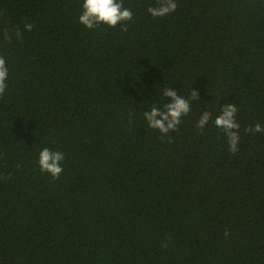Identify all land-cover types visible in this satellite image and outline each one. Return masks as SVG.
I'll return each mask as SVG.
<instances>
[{"label": "trees", "instance_id": "obj_1", "mask_svg": "<svg viewBox=\"0 0 264 264\" xmlns=\"http://www.w3.org/2000/svg\"><path fill=\"white\" fill-rule=\"evenodd\" d=\"M176 2L123 0L124 31L84 27L81 0H0V264H264V0ZM165 88L192 99L161 134L143 114ZM225 103L235 153L199 125Z\"/></svg>", "mask_w": 264, "mask_h": 264}, {"label": "clouds", "instance_id": "obj_2", "mask_svg": "<svg viewBox=\"0 0 264 264\" xmlns=\"http://www.w3.org/2000/svg\"><path fill=\"white\" fill-rule=\"evenodd\" d=\"M81 14L78 22L88 29H94L101 24L108 27L120 26L121 30L126 31L124 22L132 19L133 13L130 8L124 6L123 0H81ZM177 8L176 0H159L155 6H148L147 12L153 17H163L175 12ZM24 29L30 31L32 24H25ZM9 69L3 56H0V95L5 93L8 86ZM163 96L170 98V102L157 107L153 105L143 114L148 127L159 130L161 134H167L169 131H175L181 123V117L187 115L190 111V100L183 96H178L171 88H165ZM194 98V97H193ZM238 108L235 104L225 103L220 106L218 114L205 112L199 118V125L202 127L210 115H214V125L221 129L226 138V144L229 151L235 153L239 150V128L240 125L236 119ZM254 132H264V126L256 123L249 129ZM64 152L53 151L44 147L38 154V166L41 172L49 174L52 178H58L63 172L62 161Z\"/></svg>", "mask_w": 264, "mask_h": 264}]
</instances>
